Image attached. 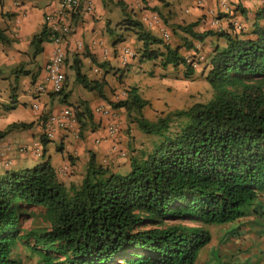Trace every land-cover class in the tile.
Masks as SVG:
<instances>
[{"label": "trees", "instance_id": "1", "mask_svg": "<svg viewBox=\"0 0 264 264\" xmlns=\"http://www.w3.org/2000/svg\"><path fill=\"white\" fill-rule=\"evenodd\" d=\"M119 4L124 19L118 26L142 43L140 64L159 61L164 69L183 66L187 78L194 74L182 55V50L193 49L191 39L172 46ZM195 25L176 28L199 42L218 37L226 43L214 50L209 62L206 81L212 97L156 121L145 118L143 110L150 102L136 88L125 100L110 102L114 109H125L142 133L160 139L152 153L132 158L125 173L98 164L92 154L79 185L61 182L50 161L0 174V264L14 262L17 239L31 240L42 264H195L212 240L206 226L234 223L251 212L261 214L257 207L264 193V27L241 35L233 25L231 32L203 33L195 32ZM51 40L45 25L32 39L34 55ZM0 41L8 42L2 29ZM74 70L84 89L106 99L105 82L89 80L78 61ZM81 106H69L76 112L80 136L87 124L83 120H94L91 109L85 105L81 111ZM33 126L13 124L0 132V140L13 130ZM41 143L47 145L45 135ZM23 208L43 211L26 214ZM27 215L42 216L47 226L20 235Z\"/></svg>", "mask_w": 264, "mask_h": 264}, {"label": "crops", "instance_id": "2", "mask_svg": "<svg viewBox=\"0 0 264 264\" xmlns=\"http://www.w3.org/2000/svg\"><path fill=\"white\" fill-rule=\"evenodd\" d=\"M85 1L93 5L94 12L81 14L72 22L73 32L66 44L63 94L37 91L45 78L46 66L55 47L52 42H45L42 51L34 55L32 45V39L44 30L46 14L57 8L59 0H3L0 4V29L5 31L8 38L7 43L0 41V132L13 124H34L30 129L13 130L0 140V174L20 172L50 161L60 181L69 186L81 182L92 154L100 165L110 168L116 166L112 164L123 165L125 162L117 159V154L112 151L114 141L127 153L126 145L132 150L137 148L148 152L145 146H141L145 141L142 136L146 134H142L136 124L130 122L125 109H114L110 102L125 100L128 91L136 88L142 98L150 102L143 110L145 118L156 121L150 117V113L153 109L160 113L164 111L161 98L169 97L170 87L187 96L190 86L187 89L181 79L195 80L201 77L206 80L214 50L218 46H226L225 41L218 37H209L204 42L192 39L189 34L177 29V25L195 23L194 31L197 33L231 32L233 19L244 22V28H252V32L257 27H264V17L260 15L264 13V0ZM119 2L124 3L128 11L134 13V18L143 22L154 35L161 39L167 35L169 39L166 43L177 46L184 43V38L191 39L193 49L182 50L185 58L202 54L206 60L193 66L194 74L190 78L183 76V66L164 69L159 61L140 64L138 52L142 43L134 33L118 26L124 19L122 10L116 7ZM183 2L189 5L187 9H184ZM209 11L218 16L216 22ZM75 61L81 63L82 73L89 80L105 82L106 99L97 92L84 89L76 81ZM25 72L30 74L25 75ZM36 105L39 106L38 110ZM70 105H82L81 111L85 105L88 106L94 120H83L87 123L83 135L76 137L73 130L61 131L43 146L41 136L47 115L58 113ZM108 108L117 114L120 126V133L115 139L105 129L112 122L111 118L98 112V109ZM97 140L101 142L97 143ZM22 147L26 149L24 152L19 150ZM37 149L41 150L40 154L35 152ZM153 149L150 147L148 154ZM7 161L11 164H6ZM115 170L120 172L119 169Z\"/></svg>", "mask_w": 264, "mask_h": 264}, {"label": "rangeland", "instance_id": "3", "mask_svg": "<svg viewBox=\"0 0 264 264\" xmlns=\"http://www.w3.org/2000/svg\"><path fill=\"white\" fill-rule=\"evenodd\" d=\"M112 7L113 6L111 5V8ZM116 7L122 10L119 3H116ZM183 7L184 9H187L189 5H187L186 2H183ZM49 12L50 11H48V13ZM235 22L242 26L241 30L236 28L241 35L245 33H252V28L250 30H246V28H244L245 24H242L244 22L238 21L237 19H233L230 27L233 25L235 29ZM182 74L186 77L184 71ZM181 80L187 89L188 86H190L187 91L188 95L184 96L179 94L177 89L170 87L171 94L169 97L161 98V100L164 101L162 105L164 111L160 113L153 109L150 113L151 118L157 119L158 116H165L166 114L173 113L174 111L187 109L197 102H207L212 97L211 87L205 79L199 77L195 80ZM142 137L145 141L141 144V146H145L144 148H146L148 152L150 147H154L160 141L159 137L154 135H146ZM126 146L128 151L127 156L120 157L117 155V159L121 160L122 163H125L123 165L118 163L112 164L113 166L116 165L117 167L114 166V169H119L121 173H125L129 170L131 157L140 159L144 155L148 154V152H145L144 150H137V148L132 150L130 146ZM137 151H139V153H136ZM72 184L79 185L80 183L77 184L74 182ZM259 204L260 205L257 209L258 211H261V214L251 212L234 223L206 226L205 229L210 231L212 240L210 244L201 252L195 264H264V212H262V209H264V193L260 197ZM23 209L26 211V214L32 212L38 214L43 211L36 208ZM26 218V221L21 224L22 232L20 235H23L26 230L47 226L46 220H44L42 216L27 215ZM185 224L196 225L199 223L195 221L189 223L187 221ZM32 246L33 242L31 240L24 241L22 239H17L14 253L12 255L14 262L11 264H42L39 257L32 251Z\"/></svg>", "mask_w": 264, "mask_h": 264}, {"label": "built area", "instance_id": "4", "mask_svg": "<svg viewBox=\"0 0 264 264\" xmlns=\"http://www.w3.org/2000/svg\"><path fill=\"white\" fill-rule=\"evenodd\" d=\"M93 5L89 1L82 0H59L58 6L55 10H51L46 15V26L51 33V42L54 44V54L48 62L45 70V78L43 82L37 87L38 92L50 91L54 94H60L65 88L66 75H65V60L67 57L66 44L68 37L73 32L72 22L77 16L85 13H93ZM209 14L216 22L218 16L214 12L209 11ZM237 29L241 30L242 26L235 22ZM165 35L164 40H168ZM189 64L195 66L196 64L204 62L205 56L196 54L194 57L186 58ZM35 108L38 110L39 106ZM103 115L111 118L112 122L106 126L107 133L110 137L117 138L120 133V126L117 122V114L110 108L98 109ZM73 130L76 137H79V124L76 117V112L72 107H64L60 112H51L47 115L44 122V133L47 139H53L57 133L61 131ZM101 140H97V143ZM21 152L26 150L24 147L19 149ZM112 151L120 157H126L127 152L114 141ZM37 154L41 153L40 149L35 150ZM6 164L10 165V161Z\"/></svg>", "mask_w": 264, "mask_h": 264}]
</instances>
